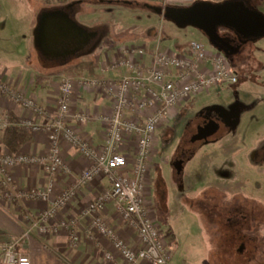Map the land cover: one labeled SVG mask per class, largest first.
I'll use <instances>...</instances> for the list:
<instances>
[{
    "label": "rangeland",
    "instance_id": "rangeland-1",
    "mask_svg": "<svg viewBox=\"0 0 264 264\" xmlns=\"http://www.w3.org/2000/svg\"><path fill=\"white\" fill-rule=\"evenodd\" d=\"M51 2L0 0V77L6 71L5 82L13 85L16 73L12 71L25 65L36 74L46 71L45 75L55 77L52 81L70 75L91 77L96 68L93 58L99 51L104 54L103 46L120 41V47H125L149 29H156L155 44L180 53L186 54L194 40L219 51L201 30L180 27L154 11L84 4V14L76 7L80 21L99 29L106 27L107 38L94 57L58 67L39 56L31 35L37 16L54 7L57 0ZM247 6L264 11V0H249ZM256 39L243 44L242 52L230 59L239 77L237 84L195 96L173 110L157 133L148 207L161 226L173 264H264V54L256 46L264 37ZM18 49L20 52L13 54ZM29 75L17 74L15 79L28 82ZM218 110L234 115L232 122L219 120ZM207 115L219 124V131L208 142L192 143L196 127ZM225 205L232 207L231 216H221ZM229 217L233 220H227ZM234 220L241 230L232 229ZM33 230L51 237L41 234L37 227H30L28 233ZM0 242H15L19 249L21 240Z\"/></svg>",
    "mask_w": 264,
    "mask_h": 264
},
{
    "label": "built area",
    "instance_id": "built-area-1",
    "mask_svg": "<svg viewBox=\"0 0 264 264\" xmlns=\"http://www.w3.org/2000/svg\"><path fill=\"white\" fill-rule=\"evenodd\" d=\"M146 48L125 47L114 62L104 67V77L65 76L59 84L58 110L54 117L33 96L19 91L0 78V96L19 104L25 116L17 123L33 133L47 136L49 148L44 154L5 153L0 155V193L9 202L40 201L48 205L36 215L26 214L32 228L43 235L66 231L70 246L81 243L78 224L88 222L86 235L100 234L112 251L105 254L109 262L122 264H170L172 255L161 226L148 207L151 161L158 131L168 122L173 110L211 88L238 83V75L220 51H210L204 43L191 41L187 53L158 45L149 65L142 60ZM123 69L121 76H107ZM76 88L90 89L108 97L112 107L99 116L105 139L94 143L85 134L92 122L89 112L74 108ZM39 118L45 121L39 122ZM68 144L88 161L80 176L67 188L56 193V177L70 175L72 169L63 155ZM18 166L41 168L48 176L39 189H21L15 181ZM96 181H106L95 198L81 209L80 217L59 221L58 214L67 209ZM7 188V189H5ZM115 215L137 234L138 246H129L102 215L109 206ZM13 243L0 242V264H31Z\"/></svg>",
    "mask_w": 264,
    "mask_h": 264
},
{
    "label": "crops",
    "instance_id": "crops-1",
    "mask_svg": "<svg viewBox=\"0 0 264 264\" xmlns=\"http://www.w3.org/2000/svg\"><path fill=\"white\" fill-rule=\"evenodd\" d=\"M228 1L234 0H167V3L171 7L187 8L198 2H211L214 4H220ZM141 34H138L141 36L128 41V43L130 42V45L124 46L146 48L147 55L142 61L149 65L152 61L155 49L159 45L157 43L155 44L156 29L145 30ZM118 42L111 46H103L104 48L102 51L104 54H100L101 51H99V55L93 58L96 64V68L94 67L96 71L94 70L93 73H91V77L106 76L105 74H102L101 70L115 61L120 50L119 48H125L120 47L122 42ZM256 46L259 53L264 54L263 40L259 42L257 41ZM160 47L163 50H174V48L166 45ZM209 50L214 51L215 49L210 47ZM18 52H20L19 49L15 50L13 54H17ZM17 68H19V70ZM29 68L30 67L25 65V68L16 67L12 71L16 73L13 75L15 78H18L17 74H24L26 76L30 74L29 76H31L28 82L26 79L19 82L14 78L13 87L19 91H23L28 96L35 97L50 114V117L56 116L59 100V84L62 80H59V82L58 80L52 81L51 78L55 77L50 76V74L45 75L46 71L41 72L38 70L39 74H36L37 72L29 70ZM123 73H125V71L120 69L115 72H109L107 76L118 77ZM1 74V79H6L8 76L4 70ZM59 77H62V75H59ZM111 107L112 104L109 98L104 96V94L90 89L76 88L74 94V108L89 112L93 117L92 122L85 128L84 131L86 136H88L96 144H101L105 139V128L104 125L99 122L98 118L102 114L109 113L111 111ZM24 116L25 111L21 105L15 104L14 102H11L10 100L0 96V121H3L0 125V155L11 153L3 143L6 127L13 125L17 126V123ZM38 121L43 122L45 121V118H39ZM28 132L30 133L31 138L22 147L23 149L20 152L36 155L47 152L49 148L47 136L43 133H33L31 131ZM62 148L64 158L70 165L72 173L70 175L61 174L56 177V193H60L61 190L72 185L78 176H80L83 169L88 166V161L79 155L77 150L65 143L63 144ZM13 173L16 184L21 189H39L44 187L48 182V176L41 168L18 166L15 168ZM150 182L151 177L148 190L149 204L151 197ZM103 185H106V181H96L88 188L84 189L67 209L58 214L57 219L61 221L71 220L77 217L79 218L81 209L95 198ZM47 207V204L33 200H16L15 202H9L0 193V241L7 242L20 239L21 242L19 244V250L23 254L30 257L31 264H120V259L116 254L114 256L117 262L112 263L106 260V251H112V246L108 240L97 233L94 234L93 239H90L86 235L88 227V222L86 220H82L78 224V231L80 234H82L83 240L75 249L70 246L69 236L66 231H62L58 235H52L49 238L41 236L35 230L29 234L28 231L31 227V224L30 221L28 222L26 214L36 215ZM151 214L157 220V217L153 211H151ZM103 216L113 225L117 233L127 241L129 246L134 248L138 246L137 234L124 222L117 221L112 205L109 206L108 210H106ZM170 264H173L172 261Z\"/></svg>",
    "mask_w": 264,
    "mask_h": 264
},
{
    "label": "water",
    "instance_id": "water-1",
    "mask_svg": "<svg viewBox=\"0 0 264 264\" xmlns=\"http://www.w3.org/2000/svg\"><path fill=\"white\" fill-rule=\"evenodd\" d=\"M157 15H163L180 27H192L206 34L212 46L217 47L218 28L234 30L244 37H264V14L250 9L245 1L234 0L220 4L198 2L190 7L155 8ZM85 31L78 25V19H71L62 11L44 12L37 17V26L32 30V38L37 48L46 47V40L55 42L67 37L70 32ZM102 43L97 47L99 48Z\"/></svg>",
    "mask_w": 264,
    "mask_h": 264
},
{
    "label": "flooded vegetation",
    "instance_id": "flooded-vegetation-1",
    "mask_svg": "<svg viewBox=\"0 0 264 264\" xmlns=\"http://www.w3.org/2000/svg\"><path fill=\"white\" fill-rule=\"evenodd\" d=\"M76 10L77 9L74 4H67L64 6H56L51 9H47L46 12L62 11L68 14L71 19H75V17H77L78 25L84 26L85 31L78 33V31L74 30L70 32L67 37L58 38L55 42L46 40V47H43V49L37 48L34 41H32L35 48L39 51V56L41 55L42 59L56 64L58 67H68L74 60L83 61L94 57L98 50L97 46L107 38L106 34L108 33V29L106 27L102 26L99 29L95 26H88L83 24L80 21L79 14ZM36 26L37 18L36 25L35 27H33V29L36 28ZM205 36L210 42L209 37L206 34ZM250 39H256V37H244L242 35H239L235 31L228 32L227 28L225 29L224 27H219L218 37L216 40V49L225 54L230 62V59H233L235 56L239 55L242 52L243 44L248 43ZM236 109L238 110L239 107H236ZM233 113H235L234 110ZM217 118L223 121L225 124H229L232 122L234 115L226 111L218 110ZM218 131L219 124L209 115L204 116L201 123L196 127V132L193 134L191 142H208L209 139L212 138V136Z\"/></svg>",
    "mask_w": 264,
    "mask_h": 264
},
{
    "label": "trees",
    "instance_id": "trees-1",
    "mask_svg": "<svg viewBox=\"0 0 264 264\" xmlns=\"http://www.w3.org/2000/svg\"><path fill=\"white\" fill-rule=\"evenodd\" d=\"M45 3L52 4L51 0H44ZM248 4L249 0H243ZM67 4H74L75 7H80V10L82 14L86 13V10H84L83 5H114V6H123V7H129L133 9H141L143 11H154L155 8H167L169 7L167 0H57V3L53 6H64ZM48 8V7H47ZM53 8V7H51ZM189 27V26H188ZM226 29V28H225ZM228 30L234 31L232 29L227 28ZM251 41L257 40V39H250ZM249 40V41H250ZM36 51V55H37ZM19 127L18 126H8L6 127L5 136L3 139V143L6 145L7 149L13 153L17 154L20 152L23 148V146L30 140L31 136L30 133L27 131V129ZM223 206L222 212L220 213L221 216H231L232 214V207L230 206ZM227 220H233V218L229 217ZM237 217V221H238ZM226 221V220H225ZM234 227L233 230L239 227V224L236 223V220H234ZM241 230L239 227L238 230ZM237 230V231H238ZM251 258L248 259L250 261Z\"/></svg>",
    "mask_w": 264,
    "mask_h": 264
}]
</instances>
